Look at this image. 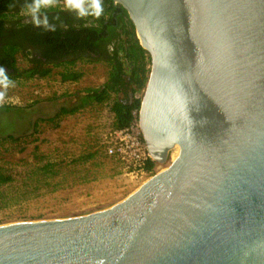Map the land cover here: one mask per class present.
I'll return each mask as SVG.
<instances>
[{
  "label": "water",
  "instance_id": "water-1",
  "mask_svg": "<svg viewBox=\"0 0 264 264\" xmlns=\"http://www.w3.org/2000/svg\"><path fill=\"white\" fill-rule=\"evenodd\" d=\"M114 1L151 55V157L179 154L117 202L0 224V264H264V0Z\"/></svg>",
  "mask_w": 264,
  "mask_h": 264
},
{
  "label": "rangeland",
  "instance_id": "rangeland-1",
  "mask_svg": "<svg viewBox=\"0 0 264 264\" xmlns=\"http://www.w3.org/2000/svg\"><path fill=\"white\" fill-rule=\"evenodd\" d=\"M17 59L20 72L30 66V57L18 54ZM66 71L81 72L82 77L63 80ZM110 72L105 61L78 60L54 66L44 77L13 79L16 86L8 90L4 105L17 109L0 124L6 131L0 133V169L16 181L0 195V224L60 219L117 202L176 159L175 149L166 164L137 174L106 153L114 120L110 103L83 105L81 99L84 90L103 86ZM62 107L79 108L52 120ZM11 133L20 141L6 140ZM48 160L61 164L57 175L38 181L45 176L33 174L35 168Z\"/></svg>",
  "mask_w": 264,
  "mask_h": 264
},
{
  "label": "trees",
  "instance_id": "trees-1",
  "mask_svg": "<svg viewBox=\"0 0 264 264\" xmlns=\"http://www.w3.org/2000/svg\"><path fill=\"white\" fill-rule=\"evenodd\" d=\"M24 3L25 0H0V66L13 69V74L9 75L17 79L35 75L44 77L52 72L54 66L75 64L78 60L105 61L111 68L109 79L99 88L84 90L82 104L109 102L114 113L113 128H123L130 124L133 111L141 108L143 97L137 98L136 94L143 93L147 86L152 60L150 53L141 45L135 24L124 6L114 0H103L104 15L98 20L91 17L80 20L72 13L57 10L51 14L60 17L56 31L45 32L25 21L27 17L20 15ZM18 54L24 58L30 57V66L21 72L16 67ZM61 74L63 80L82 77L81 72L66 71ZM131 91L134 93L132 102ZM78 108L62 107L51 119L73 113ZM16 109L8 105L0 107V124L10 119ZM4 132L0 130V133ZM7 139L17 142L21 138L11 133ZM59 166V162L48 160L32 173H42L45 178L38 179L41 181L57 175ZM156 166L157 162L150 159L146 169L153 172ZM15 181L14 176L0 169V195H5L7 188ZM24 184L28 185L26 181Z\"/></svg>",
  "mask_w": 264,
  "mask_h": 264
},
{
  "label": "clouds",
  "instance_id": "clouds-1",
  "mask_svg": "<svg viewBox=\"0 0 264 264\" xmlns=\"http://www.w3.org/2000/svg\"><path fill=\"white\" fill-rule=\"evenodd\" d=\"M57 10L72 13L80 20L89 17L98 20L104 15V3L103 0H25L21 8L28 22L45 32L56 31L60 17L51 14ZM15 86L6 68L0 66V107L8 102V90Z\"/></svg>",
  "mask_w": 264,
  "mask_h": 264
},
{
  "label": "built area",
  "instance_id": "built-area-1",
  "mask_svg": "<svg viewBox=\"0 0 264 264\" xmlns=\"http://www.w3.org/2000/svg\"><path fill=\"white\" fill-rule=\"evenodd\" d=\"M143 95L144 93H137L136 97L140 98ZM105 147L106 153L120 160L129 172L137 174L148 172L146 165L152 157L141 127L140 109L133 111V118L127 126L118 129L112 127Z\"/></svg>",
  "mask_w": 264,
  "mask_h": 264
},
{
  "label": "flooded vegetation",
  "instance_id": "flooded-vegetation-1",
  "mask_svg": "<svg viewBox=\"0 0 264 264\" xmlns=\"http://www.w3.org/2000/svg\"><path fill=\"white\" fill-rule=\"evenodd\" d=\"M20 15H21V14H20ZM25 21H28V18L25 19ZM31 49L34 50L33 48H31ZM33 54L36 55L37 53H36V52H33ZM39 57H40V55H39ZM5 68H6V71H7L9 74H13V72H14L13 69H9V68H7V67H5Z\"/></svg>",
  "mask_w": 264,
  "mask_h": 264
},
{
  "label": "bare ground",
  "instance_id": "bare-ground-1",
  "mask_svg": "<svg viewBox=\"0 0 264 264\" xmlns=\"http://www.w3.org/2000/svg\"><path fill=\"white\" fill-rule=\"evenodd\" d=\"M178 154H179V148H176L175 154L173 155V158L174 159L177 158Z\"/></svg>",
  "mask_w": 264,
  "mask_h": 264
}]
</instances>
